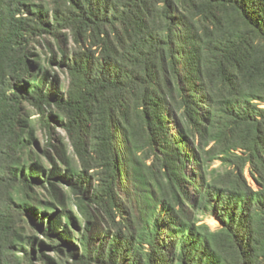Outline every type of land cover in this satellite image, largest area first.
<instances>
[{
    "label": "trees",
    "instance_id": "1",
    "mask_svg": "<svg viewBox=\"0 0 264 264\" xmlns=\"http://www.w3.org/2000/svg\"><path fill=\"white\" fill-rule=\"evenodd\" d=\"M70 259L264 264V0H0V264Z\"/></svg>",
    "mask_w": 264,
    "mask_h": 264
},
{
    "label": "rangeland",
    "instance_id": "2",
    "mask_svg": "<svg viewBox=\"0 0 264 264\" xmlns=\"http://www.w3.org/2000/svg\"><path fill=\"white\" fill-rule=\"evenodd\" d=\"M45 49H46V47L43 46L42 50H45ZM33 117H34V115H33ZM34 120H35V119H34ZM171 129H172V131H174V132H176V130H177V129H176V126H175V124H174L173 122L171 123ZM58 130H59V132H60L61 134H64V131H63L62 129H58ZM41 133H42V132L39 131L40 136H41ZM41 137H42V136H41ZM186 150H187L188 152H190V150H189V146H186ZM210 166H211V168H216V169H219V170H222V169L224 168L223 166H221V165L219 164V162H218L217 160L211 162V163H210ZM194 167H195V165H194V164H191V162H190L189 165H188V168H187L189 174H192V173H193ZM246 175H247V177H248V180H249L251 183L254 184L252 178L249 176L248 171H246ZM122 185H123V183H122ZM191 188H192V187H191ZM122 192H124V191L122 190ZM200 216H201L202 218H204L205 221H206L207 223H209L213 228H216V227H217V221H216L215 218L212 216V213H211V211H210L209 209L200 212ZM95 232H96V227H95L94 230L91 232L92 235H94ZM65 263H66V264H72V261H71V259H70V260H66Z\"/></svg>",
    "mask_w": 264,
    "mask_h": 264
}]
</instances>
